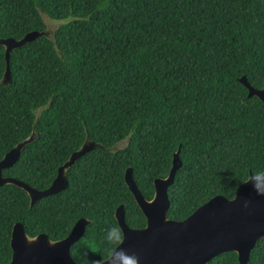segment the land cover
Instances as JSON below:
<instances>
[{
  "label": "trees",
  "instance_id": "obj_1",
  "mask_svg": "<svg viewBox=\"0 0 264 264\" xmlns=\"http://www.w3.org/2000/svg\"><path fill=\"white\" fill-rule=\"evenodd\" d=\"M42 13L66 20L56 41L40 36L10 55L12 82L0 84V160L32 132L3 174L47 188L85 138L95 148L67 171L69 185L30 206L28 193L0 186V264L12 258L11 234L67 236L92 221L71 247L78 263L107 258L122 239L115 210L143 227L146 217L124 178L147 199L166 177L180 145L183 161L169 187L168 216L182 220L217 194L235 196L264 171V102L239 80L264 87V0H0V37L43 30ZM6 68L0 45V80ZM205 264H240L227 251ZM247 264H264V237Z\"/></svg>",
  "mask_w": 264,
  "mask_h": 264
},
{
  "label": "water",
  "instance_id": "obj_2",
  "mask_svg": "<svg viewBox=\"0 0 264 264\" xmlns=\"http://www.w3.org/2000/svg\"><path fill=\"white\" fill-rule=\"evenodd\" d=\"M46 28L31 30L21 38L0 37V45L5 47L6 68L0 84L12 82L10 55L12 50L46 36L56 41L55 32L50 29L49 20L54 19L42 13ZM239 80L248 88V96L256 95L264 102V87L258 89L251 85L247 75ZM42 109H40V112ZM29 136L14 145L0 160V186L14 184L24 189L30 196V206L37 200L65 190L69 185L67 171L81 156L94 148L115 152L126 147L129 136L112 146L91 140L88 136L79 149L58 168L52 183L45 189H37L21 179L3 174V170L18 162L24 147L35 141L39 134L36 122ZM182 145L174 152L172 166L166 177L154 179L155 192L147 199L139 189L133 167L125 170L124 178L130 191L146 217L143 227H132L126 222L124 204L115 210V218L123 232V237L112 253L101 264H205L227 251L238 254L240 264H247L251 250L264 237V171L258 175L250 173L241 183L235 196L229 198L217 194L199 206L182 220L168 216L170 207L169 187L174 183L176 173L183 161L180 157ZM92 221L79 218L70 233L62 239L53 240L46 233L30 236L22 222H16L11 234L12 258L8 264H96L78 263L72 256L71 247L85 233Z\"/></svg>",
  "mask_w": 264,
  "mask_h": 264
},
{
  "label": "rangeland",
  "instance_id": "obj_3",
  "mask_svg": "<svg viewBox=\"0 0 264 264\" xmlns=\"http://www.w3.org/2000/svg\"><path fill=\"white\" fill-rule=\"evenodd\" d=\"M50 29H55L61 24V21L49 20L48 22Z\"/></svg>",
  "mask_w": 264,
  "mask_h": 264
},
{
  "label": "clouds",
  "instance_id": "obj_4",
  "mask_svg": "<svg viewBox=\"0 0 264 264\" xmlns=\"http://www.w3.org/2000/svg\"><path fill=\"white\" fill-rule=\"evenodd\" d=\"M258 194L264 195V192H260ZM96 264H101V262L100 261H97Z\"/></svg>",
  "mask_w": 264,
  "mask_h": 264
},
{
  "label": "flooded vegetation",
  "instance_id": "obj_5",
  "mask_svg": "<svg viewBox=\"0 0 264 264\" xmlns=\"http://www.w3.org/2000/svg\"><path fill=\"white\" fill-rule=\"evenodd\" d=\"M95 149V148H94ZM118 222V221H117ZM139 228V227H138ZM121 231H122V229H121ZM122 237H123V232H122Z\"/></svg>",
  "mask_w": 264,
  "mask_h": 264
}]
</instances>
